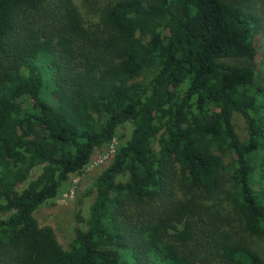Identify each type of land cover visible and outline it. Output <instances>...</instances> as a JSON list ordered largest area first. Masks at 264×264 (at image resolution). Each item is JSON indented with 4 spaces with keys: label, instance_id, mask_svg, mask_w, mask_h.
<instances>
[{
    "label": "trees",
    "instance_id": "trees-1",
    "mask_svg": "<svg viewBox=\"0 0 264 264\" xmlns=\"http://www.w3.org/2000/svg\"><path fill=\"white\" fill-rule=\"evenodd\" d=\"M262 11L0 0V264H264ZM116 138L66 248L35 212Z\"/></svg>",
    "mask_w": 264,
    "mask_h": 264
},
{
    "label": "rangeland",
    "instance_id": "rangeland-1",
    "mask_svg": "<svg viewBox=\"0 0 264 264\" xmlns=\"http://www.w3.org/2000/svg\"><path fill=\"white\" fill-rule=\"evenodd\" d=\"M260 8V4H258ZM264 14V11H262ZM234 121L239 134L245 138L247 136V125L241 113L234 115ZM120 135L128 136L130 126L125 125L119 130ZM119 139L104 148L97 149L84 171L72 174L62 188L58 197L43 204L35 215L41 224L50 225L54 228L59 241L66 248L74 238V229L78 225V214L88 217L90 207L95 198V192H89L93 182L107 167L115 152ZM41 171V167L36 168L31 177H36ZM25 186V185H23Z\"/></svg>",
    "mask_w": 264,
    "mask_h": 264
}]
</instances>
